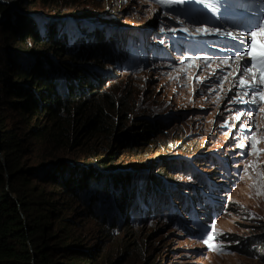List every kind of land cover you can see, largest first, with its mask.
<instances>
[{"label":"rangeland","instance_id":"374dc122","mask_svg":"<svg viewBox=\"0 0 264 264\" xmlns=\"http://www.w3.org/2000/svg\"><path fill=\"white\" fill-rule=\"evenodd\" d=\"M226 1L218 0L216 5ZM11 3L13 10L0 23L17 10L18 1ZM196 3L201 10L214 8L212 0L164 4L158 0H62L56 8L41 3L28 7L42 25L48 19L61 22L60 31L71 33L74 42L81 36V26L108 41L119 36L123 61L104 65L100 71L101 85L129 112L123 125L117 127L120 121L115 118L117 132L135 134L145 131L149 123L156 129L151 130L149 143L142 141L134 149L117 151L116 139L107 143L97 137L85 147L62 153L63 159L92 163L114 151L118 157L112 173L133 176L132 206L119 211L102 198L103 203L95 207V213L110 223L109 235L105 236L100 223L84 221L88 225L83 237L97 248L93 264H264V258L257 257L264 256V244H258L264 243V111L259 110L264 102L251 99L253 93L264 90L258 78L264 19L258 22L262 27L244 38L228 29L224 31L230 36L204 35L244 48L249 45V55L237 60L241 52L213 42L212 48L220 54L208 56L200 34L179 30L199 28L193 18L203 11L192 13L191 4ZM206 39V44L213 40ZM249 56L256 62V71L245 70L250 69ZM242 78L255 87L241 86ZM16 121L8 122L10 132ZM201 197L215 209L190 203ZM213 224L220 234L209 247L204 241L213 235ZM247 243L253 244L251 251L262 254L248 256L228 249L238 246L246 252ZM220 246L223 250H216Z\"/></svg>","mask_w":264,"mask_h":264},{"label":"trees","instance_id":"16d2710c","mask_svg":"<svg viewBox=\"0 0 264 264\" xmlns=\"http://www.w3.org/2000/svg\"><path fill=\"white\" fill-rule=\"evenodd\" d=\"M17 1V10L0 23V264H93L97 248L83 237L84 221L108 229L95 207L102 198L119 211L130 206L133 176L112 173L114 151L92 163L66 160L62 153L97 137L116 139L117 151L134 149L149 143L156 129L149 123L135 134L117 132L129 112L101 85L100 71L123 61L119 36L108 41L81 26L74 42L60 31L61 22L42 25L28 11L37 3L56 8L62 0ZM8 9L0 1V14ZM13 117L18 123L10 132ZM252 246L228 249L262 254Z\"/></svg>","mask_w":264,"mask_h":264},{"label":"snow or ice","instance_id":"6c2138e0","mask_svg":"<svg viewBox=\"0 0 264 264\" xmlns=\"http://www.w3.org/2000/svg\"><path fill=\"white\" fill-rule=\"evenodd\" d=\"M158 2L161 3V4H164V3L167 2V0H158ZM177 2L179 3V2H181V0H177ZM201 2H203V0H201ZM212 3L213 4H217L218 0H212ZM215 10L218 11L219 8L217 7V8H215ZM257 27L259 28V27H262V26L261 25H257ZM171 30L172 31H177L178 29L173 28ZM179 30L189 31L190 34H193V35H196V34H200V35H218V36H225V35H229L230 36V35H232V33L225 32V31L215 32L214 30L207 29L206 27H199V28L196 29L195 32H191V30H189V29H179ZM238 35L243 36V35H245V33L241 32ZM240 42L243 43V41H240ZM247 55H248L247 50H242L240 55H236L235 56V59L240 60L242 58V56H247ZM254 59H257V58H254ZM258 59H259V67L261 69L260 81H261V83H264V54H261V56L258 57ZM245 70L246 71H251V69H245ZM240 85L243 86V87H255V85L249 84L243 78L240 81ZM257 97H258V99H257ZM251 99H252L253 103H262V102H264V90L259 91L257 93H253ZM259 110L260 111H264V108H261ZM255 143H256V141L254 140L253 141V145H255ZM241 146H243V145H241ZM212 230H213V235H209L208 238L204 241V243L208 244L209 247H212L210 241H212L214 239V236L220 234L219 232L216 231V225L215 224L212 225ZM216 250L222 251L223 250V246H220Z\"/></svg>","mask_w":264,"mask_h":264},{"label":"clouds","instance_id":"9594fccd","mask_svg":"<svg viewBox=\"0 0 264 264\" xmlns=\"http://www.w3.org/2000/svg\"><path fill=\"white\" fill-rule=\"evenodd\" d=\"M248 55H249V53H248ZM250 57V56H249ZM248 61H250V60H248ZM248 67H250V69L251 70H254L253 69V67H252V65H250L249 63H248ZM258 78H259V81H260V77L258 76ZM206 199V198H205ZM199 200V203H198V205H200V204H202V206H205V207H207V205L205 204V201H204V198H200V199H198ZM201 206V207H202ZM188 212H189V209H188ZM215 212V211H214ZM212 217H213V214H212ZM198 222H201L200 220L198 221ZM206 222H207V219H206ZM202 224H204L203 222H201ZM193 225V224H192ZM206 225H209V222H207L206 223ZM194 226V225H193ZM194 228H195V226H194Z\"/></svg>","mask_w":264,"mask_h":264},{"label":"water","instance_id":"95a60500","mask_svg":"<svg viewBox=\"0 0 264 264\" xmlns=\"http://www.w3.org/2000/svg\"><path fill=\"white\" fill-rule=\"evenodd\" d=\"M5 4H8L10 6V9L7 10V11H5L4 13L0 14V18H2L4 16H6L7 14H9L13 10V8H14V4H9V3H5Z\"/></svg>","mask_w":264,"mask_h":264},{"label":"bare ground","instance_id":"6f19581e","mask_svg":"<svg viewBox=\"0 0 264 264\" xmlns=\"http://www.w3.org/2000/svg\"><path fill=\"white\" fill-rule=\"evenodd\" d=\"M1 1H2L3 3H8V2H9L10 4H12V3H11L12 0H1Z\"/></svg>","mask_w":264,"mask_h":264}]
</instances>
